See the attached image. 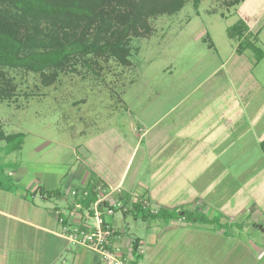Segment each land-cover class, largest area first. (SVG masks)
<instances>
[{
  "label": "rangeland",
  "instance_id": "1",
  "mask_svg": "<svg viewBox=\"0 0 264 264\" xmlns=\"http://www.w3.org/2000/svg\"><path fill=\"white\" fill-rule=\"evenodd\" d=\"M231 1L200 0L195 7L192 0H185L180 10L175 13L164 9L149 12L146 18L148 29L138 28L137 33L130 34L126 41L128 53L125 62L105 54L99 57L89 54L85 60L87 63L82 58H76L54 76L52 70L41 74L21 68H2L0 127L5 134L21 133V136L10 143L0 141V187L3 190L0 189L1 207L27 209L22 201L20 204L14 201L12 203L13 196L10 195L11 192L17 193L20 190L27 194V198H31L32 194L25 186V180L53 178L55 175L63 179L78 167L87 166L94 158L101 161L100 164H111L113 172L118 173L129 154L124 141L134 142L136 139L130 131V127L139 125L135 117H139L143 124L145 120L151 121L160 114L165 102L158 105V100L165 98L166 101V96H180L179 93L191 88V83L202 78L218 62V57L209 50L210 45L226 50L227 47L236 45L237 40L228 37L226 28L229 25L239 17H244L248 23V20L253 21L264 12V0H242L235 6H228ZM3 7L0 3V8ZM256 46L264 54V29L256 41ZM255 71L264 80V55ZM46 79L48 84L44 83ZM162 128V125L156 126L153 132ZM18 141L20 146L10 149ZM234 151H237L235 147ZM258 152H245L243 158L228 162L226 173H223L227 175V181L209 185L196 178L191 184L169 183L171 186L166 190V199L177 198L182 203H177L176 209H188L186 207L191 204L192 197H186L184 193L179 197L175 195L179 191L186 190L187 195L196 191L201 196L189 206L194 205V209H202L206 202L209 204L206 209L237 205V209L262 211L264 181L260 187L258 185L260 178H264V156H261V150L259 156ZM248 154L249 158H246L245 155ZM206 161L202 160V163ZM200 163L194 168V172L199 167L203 168ZM150 167L149 164L145 165L144 176L150 174ZM213 167L215 170L220 168L215 165ZM14 169L21 175L19 179L26 178L23 182H15L16 176L11 171ZM188 177H191L190 174ZM72 186L82 191L85 185L81 187L74 180L64 193V185L59 188L54 186L52 190L59 193H51L45 200L38 195L35 203L39 209L48 210L56 206L65 209L67 203L80 199V194H73L76 188L73 187L72 190ZM242 190L245 191L244 195L236 193ZM43 192L48 196L46 189ZM97 192L100 198H104L106 190H103L99 181ZM157 200L152 195L148 197V202L156 208L166 206L174 209L170 208L173 205H168L169 201L163 203L164 200ZM220 203L225 205L221 207ZM113 220L124 222V235L131 240L144 237L145 223L133 219L129 213L123 216L116 203ZM10 226L15 229L12 224ZM20 231L24 232L23 229ZM7 232L8 230H0V253L4 251ZM25 243L28 245L27 241ZM10 253L9 258L12 260L21 255L14 251ZM37 257H40L39 254Z\"/></svg>",
  "mask_w": 264,
  "mask_h": 264
},
{
  "label": "crops",
  "instance_id": "2",
  "mask_svg": "<svg viewBox=\"0 0 264 264\" xmlns=\"http://www.w3.org/2000/svg\"><path fill=\"white\" fill-rule=\"evenodd\" d=\"M242 20L259 39L264 29V12L253 21L248 20V23L244 17ZM209 50L218 57V62L211 70L191 83V88L179 93L180 96H166V101L165 98L158 100V105L162 102L165 105L163 111L151 121L145 120L142 124L139 117H135L139 125L133 128L130 122L131 135L136 139L134 142L124 141L129 154L118 173L113 172L111 164H100L101 161L94 158L87 166L82 165L66 173L63 179L57 175L53 178H29L27 181L25 178L24 184L32 194L31 198H27V194L20 190L17 193L8 191L13 196L12 203L20 204L22 201L27 209H5L0 205V230H8L4 251L0 253V264H100L89 249L71 243L61 234L57 221L59 215L68 226L91 228L95 219L90 208L81 209L80 199H73L65 209H59V206L48 210L39 209L35 203L38 195L44 200L49 197L45 196L43 189L53 193L54 186L59 188L64 185V193L74 180L83 187L91 178L104 184V198H100L97 192L95 203L100 200L98 212L115 229L111 244L118 247L123 256L133 259L131 244L134 239L124 235V222L113 220L114 203L121 209L123 216L129 213L133 219L145 223L144 237H135L138 239L140 257L137 262L140 264H264V209H237V205L227 208L223 206L224 203H220L224 208L206 209L209 204L204 201L202 209H194V205L189 206L201 196L196 191L189 195L186 190L179 191L175 195L179 197L184 193V196L192 197L191 204L186 207L188 209H176L177 203L181 201L177 198L166 199V190L170 188L168 184L171 182L191 184L197 178L210 185L227 181V175L224 174L228 162L243 158L245 152L247 154L254 150L259 151L258 156L261 150V156H264L260 145L264 140V80L255 71L261 59L255 61L248 48L237 52L236 45L226 50L212 44ZM161 125L162 129L153 132L156 126ZM245 156L249 158V154ZM202 160L207 161L203 164ZM199 162L203 168L199 167L194 172ZM148 164L151 166L150 174L144 176V167ZM214 165L220 168L215 170ZM11 171L16 176L15 182L24 181L23 178L19 179L21 175L16 173V169ZM189 174L191 177H188ZM262 181L263 177L260 178L259 187ZM73 187L72 190L76 188ZM75 191V195L81 194V190L76 188ZM244 192L236 193L244 195ZM150 195L154 196V200H164L163 203L169 201L168 205H173L170 208L174 207L177 211L176 217L163 220L134 216L132 203L137 199L147 207L151 206L153 212L158 209L148 202ZM185 211L203 213L208 218L220 220H190L184 214ZM11 251L21 255L12 260L9 258ZM38 254L40 257H37Z\"/></svg>",
  "mask_w": 264,
  "mask_h": 264
},
{
  "label": "trees",
  "instance_id": "3",
  "mask_svg": "<svg viewBox=\"0 0 264 264\" xmlns=\"http://www.w3.org/2000/svg\"><path fill=\"white\" fill-rule=\"evenodd\" d=\"M185 0H0V76L2 68H21L43 74L69 66L76 58L84 59L95 54L112 56L126 61L128 47L126 41L138 28L148 29L146 18L149 12L164 9L175 13ZM242 0H232L228 6H235ZM197 7L200 0H192ZM228 37L236 39V50L241 53L250 49L255 61L263 57L256 46L257 37L242 19H237L227 28ZM90 61V59H89ZM48 79L44 80L48 84ZM7 86V85H6ZM21 133L5 134L0 127V141L10 143ZM11 146L16 149L20 146ZM264 153V140L261 141ZM1 179V176H0ZM104 184H102V187ZM98 181L91 178L82 188L81 209H88L97 199ZM57 191H53L56 193ZM51 192H47V195ZM76 194V192L74 193ZM101 206V203L97 204ZM111 207V206H110ZM112 208V207H111ZM137 199L132 203L133 215L140 218L176 217V209L160 207L155 212ZM90 211V210H89ZM92 212V211H91ZM180 213V211H178ZM187 219L199 222H218L219 218H208L199 212H187ZM133 259L128 264L137 263L138 239L131 244Z\"/></svg>",
  "mask_w": 264,
  "mask_h": 264
},
{
  "label": "built area",
  "instance_id": "4",
  "mask_svg": "<svg viewBox=\"0 0 264 264\" xmlns=\"http://www.w3.org/2000/svg\"><path fill=\"white\" fill-rule=\"evenodd\" d=\"M98 203H93L90 207L95 219L93 227H69L64 223V218L58 215L57 221L60 233L66 236L71 243L79 244L89 249L97 256L100 264H128L132 258L123 256L119 248L111 244L110 239L115 229L102 219L97 209ZM135 264L140 263L137 262Z\"/></svg>",
  "mask_w": 264,
  "mask_h": 264
}]
</instances>
